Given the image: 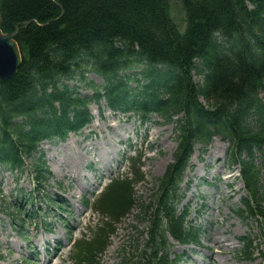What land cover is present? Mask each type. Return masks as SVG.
I'll return each instance as SVG.
<instances>
[{
	"label": "trees",
	"instance_id": "1",
	"mask_svg": "<svg viewBox=\"0 0 264 264\" xmlns=\"http://www.w3.org/2000/svg\"><path fill=\"white\" fill-rule=\"evenodd\" d=\"M180 3L182 30L169 0H0L1 30L18 27L15 40L25 46L17 73L0 81V165L22 172L32 157L34 183L42 190L51 174L39 143L80 132L91 121L92 101L104 99L143 122L156 114L175 123L174 161L156 178L154 204L144 206L133 192L144 180L140 156L132 177L113 181L97 202V211L115 222L140 201L149 221L146 264L175 263L167 232L178 242L198 241L187 213H177L179 183L194 144L204 149L215 135L230 142L229 158L242 167L247 214L264 223V0ZM86 70L103 85L87 81ZM193 74L204 78L201 84ZM63 80L78 81L92 96L81 97ZM11 221L15 225L16 217ZM109 227L77 244V264L95 263L108 245ZM242 241L240 254L250 260L257 248L248 237Z\"/></svg>",
	"mask_w": 264,
	"mask_h": 264
},
{
	"label": "rangeland",
	"instance_id": "2",
	"mask_svg": "<svg viewBox=\"0 0 264 264\" xmlns=\"http://www.w3.org/2000/svg\"><path fill=\"white\" fill-rule=\"evenodd\" d=\"M169 2L170 14L182 30L184 12L180 0ZM85 76L87 81L103 84V80L93 73L86 71ZM193 82L201 84V76L194 74ZM76 83L73 81L69 85ZM132 86H136L134 81ZM78 91L83 96L91 95V91L83 85L78 87ZM260 96L264 100L262 93ZM89 109L92 121L79 136L70 134L65 140L41 143L40 148L51 173L43 194L54 198L53 202L43 194L38 196L39 190H34L31 180L34 174L32 157L25 158L22 173L0 166V264H35L34 260L24 261L25 255L30 256V253L26 252L29 248L23 228L30 224L33 225L29 227L27 237H31L39 250L47 252L45 257L54 251V241L64 246L61 259L56 260L58 264H75L79 251L76 244L91 240L104 225L111 226L112 235L108 239L109 246L97 264H146L149 260L148 223L138 212L140 201L128 216L112 226L110 219H105L96 211L95 198L117 174L131 178L130 168L126 163L122 166L121 161L140 153V170L144 180L133 185V192L135 198L143 202L153 200L158 188L156 178L162 176L172 163L177 148L175 125L155 115L141 124L135 115L113 112L105 102L91 103ZM228 145V142L214 137L204 153L200 151V145L195 146L180 192L185 196L182 204L189 206L188 218L195 221L201 230L199 244L202 248L179 246L170 239L171 256L186 252L182 256L183 262L179 264H207L210 256L214 264H264V258L260 255L254 261H245L237 254L241 248L239 238L247 234L256 240L263 253L264 229L250 218L237 217L234 212L241 205L244 191L238 178V167H231L227 162ZM214 178H220L219 182L213 183ZM32 192L36 196L35 213L29 210L32 200L28 195ZM85 199L89 200L88 206H85ZM61 204H65L64 207ZM66 208L69 212H64ZM81 212L84 216H79ZM12 215L19 218L16 226L11 223ZM44 222L47 226L51 224L55 235L46 231ZM65 223L74 228L70 233L66 231ZM214 237L226 239L229 248H218L213 244ZM46 239L51 242L48 250L40 242ZM73 240L76 243L72 246ZM210 245L213 251L206 249ZM192 249L193 253L190 251Z\"/></svg>",
	"mask_w": 264,
	"mask_h": 264
},
{
	"label": "water",
	"instance_id": "3",
	"mask_svg": "<svg viewBox=\"0 0 264 264\" xmlns=\"http://www.w3.org/2000/svg\"><path fill=\"white\" fill-rule=\"evenodd\" d=\"M2 18L0 14V80L12 78L18 71L24 56V45L15 40L18 28L12 33H3L1 30Z\"/></svg>",
	"mask_w": 264,
	"mask_h": 264
},
{
	"label": "bare ground",
	"instance_id": "4",
	"mask_svg": "<svg viewBox=\"0 0 264 264\" xmlns=\"http://www.w3.org/2000/svg\"><path fill=\"white\" fill-rule=\"evenodd\" d=\"M81 188V187H80ZM79 216H84L83 212L79 213ZM71 230H73L74 228H70ZM226 239H220L217 237L213 238V244L218 246V248H224V249H228L230 244H226ZM45 244L46 245H50L49 244V239L45 240ZM213 246L210 245V247L208 248L209 250L212 248ZM57 252L54 254L53 258H45L44 255H40L39 259L42 264H58V262L56 261L57 259L60 260L62 254L64 253V246H60L56 248ZM214 264V263H211Z\"/></svg>",
	"mask_w": 264,
	"mask_h": 264
}]
</instances>
